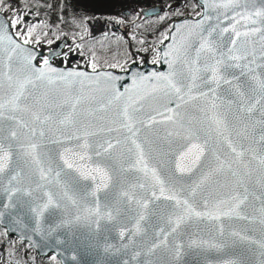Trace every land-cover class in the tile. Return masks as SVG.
<instances>
[{
	"label": "water",
	"instance_id": "water-1",
	"mask_svg": "<svg viewBox=\"0 0 264 264\" xmlns=\"http://www.w3.org/2000/svg\"><path fill=\"white\" fill-rule=\"evenodd\" d=\"M197 2L201 6L200 15L186 16L172 22L167 37L157 47V62H144L142 65L133 62L123 70H90L84 66L56 64L53 58L62 53L68 44L67 39H61L45 50L25 43L16 37L8 18L0 11V97L7 104L16 81L29 78L37 85L35 89L31 84L27 85L34 95L43 97L46 94L48 98L60 102L82 97V103L77 109V118L89 125V132L97 133L89 137L93 148L105 138L120 135L105 130L112 126L110 121L116 109L139 101V104L143 105V111L136 115L145 121L149 116H155L158 121L151 127L141 126V140L147 138L151 141L150 145L146 146L151 152L149 164H158L157 170L163 178L171 179L178 187L187 189L202 174L208 172L209 165L215 166L214 152L218 151L221 159L227 158L229 162L235 160L232 168L238 175H233L227 169L222 174L213 173L210 179L197 189L195 199L200 201L208 198L215 203L229 199L233 194L246 196L240 212L241 216L247 218L235 215L220 220L194 217L182 223L177 233L168 237L167 244H160L164 233H160L159 229L164 228L167 232L170 228L166 217L172 202L161 198L149 203L147 210L140 209L134 202L124 204L126 198L120 195L121 191L127 190L130 183L142 180V174L122 170L128 163V156L123 154V145L114 150L111 158L96 156L93 152V161L110 165L109 171L113 176L109 186L100 188L98 192L95 191L96 181L84 179L71 169L65 168L58 182L51 178L39 180L37 165L32 162L30 156H21V144L37 143L39 147L36 151L40 154L42 166L47 168L51 164L56 168L57 165L62 166L61 155L65 149L80 151L76 146L82 141L70 139L75 128L61 124L59 120L54 124L42 126L45 130L43 137L38 134L39 126L37 134L32 136L15 120L9 119L12 115L24 120L29 117L24 113H11L6 107L4 118L0 120V140L6 149L11 145L13 158L10 170L5 172L0 183V228L4 229L7 237H16L28 243L40 257L54 255L59 264H264V248L261 247L264 243V226L260 223L261 202L264 200L259 163V157L264 154V142L260 140L261 129L264 128L261 123L264 121L261 105L246 96L243 108L238 112V105L232 101H238L240 98L234 91L231 96L224 92L228 85H222L220 89L219 103L222 107L216 110L209 108L204 97L185 104L176 101L175 96L169 97L156 90L159 86L156 77L170 75L173 70L186 71L175 57L182 56L185 43L190 41L195 44L199 40V34L207 36L211 32L212 38H218L222 46H230L229 41L235 39L233 28L243 33L264 27V17L254 15L257 11H264V0H239V3L228 6H225L227 0ZM159 11V6H149L142 10V15L148 17ZM123 13L128 14V10ZM249 16L251 20L247 19ZM252 20H255V23H252ZM222 29L228 31L221 33ZM259 36L260 33L256 32L248 37L241 36L237 40L238 47L246 41L245 46L249 51H255L256 63L251 67L255 69L256 75L264 73V68L258 66L262 63ZM42 57L47 64L45 61L37 62V59ZM49 69L56 71L51 72ZM35 70L44 72L52 82L36 80L38 73ZM230 71L237 75L240 73V69ZM69 73L83 75L70 76ZM251 75L252 73H248L240 76V82H251ZM9 76L13 78L12 81H9ZM202 90L208 91V88ZM244 90L247 92V89ZM199 91L201 89H195L194 95H198ZM117 96L119 100L115 99ZM258 98L257 96L256 99ZM169 99L175 102L168 103ZM109 101L112 103L109 104ZM177 102L182 104L179 109H176ZM249 104L254 105L250 113L244 111ZM165 105L176 109L180 114L179 123L173 124L167 120L173 113L167 111ZM201 108L208 109L207 113L201 111ZM84 109H90L93 115H88ZM56 111L61 112L60 109ZM160 111L165 113L164 116L159 115ZM217 113L227 120L228 133L236 142L238 150L244 152L243 157L228 155L227 145L223 143V138L217 133V126L212 120ZM13 131L18 133V138L11 137ZM189 133L199 138L198 143L204 144V141H207L202 157L204 167L193 173H180L175 169V165L179 154L188 143L186 136ZM120 138L124 139L123 136ZM128 146L131 147L130 144ZM16 172L21 173L20 182L12 181V186L20 188L21 191L9 201L8 182ZM37 181L43 185L42 188L37 187ZM65 190L68 192L67 197L64 195ZM28 191H31L32 195H28ZM48 191L52 193L53 200L59 207L50 206L43 217H37L33 209L47 202L45 193ZM135 191L139 193L143 190ZM97 204L100 207V217L95 215ZM114 206L121 207L122 211L119 214L113 212V219L109 220L106 212ZM222 207L226 209L228 205ZM140 211L146 214L147 218L142 223L147 225V231L137 234L129 241L128 230L132 229L136 214ZM122 230L125 231L124 237L120 236ZM154 243L159 246L153 249ZM177 244L182 245L179 250Z\"/></svg>",
	"mask_w": 264,
	"mask_h": 264
},
{
	"label": "snow or ice",
	"instance_id": "snow-or-ice-1",
	"mask_svg": "<svg viewBox=\"0 0 264 264\" xmlns=\"http://www.w3.org/2000/svg\"><path fill=\"white\" fill-rule=\"evenodd\" d=\"M239 3V0H227L225 6ZM255 16L264 17V11H257ZM235 19V18H234ZM251 20V16L247 17ZM239 21H237L238 23ZM255 23V20H252ZM228 29H222L221 33L227 32ZM235 39L229 41L230 46H222L220 40L213 39L211 32L207 36L202 33L199 34V40L193 44L192 42L185 43L183 45L182 56L177 55L176 60H179L186 71H176L170 75H163L156 77L159 82V86L156 90L163 92L165 95L171 97L175 96L176 101H181L187 104L191 100L204 97L206 104L211 110H216L222 107L219 103L221 100L220 89L222 85H228L229 87L224 89V92L229 96L235 92V95L240 99L238 101H232L238 105L237 111L239 112L243 108L244 98L247 96L249 100H255L256 104L261 105V113L264 115V73L259 75L255 74V69L251 67L256 63V53L254 50L249 51L245 46L246 41L240 47L237 46V40L241 36L248 37L252 33L259 32V40L261 43L260 60L261 64L258 66L264 68V27L252 29L251 32H239L233 28ZM2 39V37H0ZM27 43V41H25ZM194 53V55L192 54ZM167 55V54H165ZM251 57V59H250ZM244 61L246 63H241ZM47 64V61H45ZM171 67V65H170ZM231 69H240L239 75L231 72ZM38 74L36 80L51 81L50 77H46L45 73L40 70H35ZM51 72H55V69H49ZM252 73L251 82L241 83L240 76ZM68 75H83L82 73H69ZM12 77L9 76V81H12ZM31 84L33 89L37 87L36 83L32 79H26L23 81L17 80L15 83L14 91L12 92L7 104L0 97V120L4 118L5 108L11 113H24L29 119H17L16 116H9V119L15 120L16 123L22 128L27 129L28 133L32 136L38 134L40 137L45 135V130L42 126L54 124L57 120L59 123L71 125L75 128V131L71 133L70 139L82 141L76 147L81 149L76 151L73 148H66L61 155L62 166L57 165L53 168L51 164L47 168L42 166L40 154L36 151L39 145L35 142L20 145L21 156H30L33 163L38 167L39 180L54 179L57 182L64 169L74 170L80 177L84 179H91L96 181L95 191H99L100 188H107L113 180V176L109 171L110 165L96 163L93 161V152L96 156H107L111 158L113 152L118 146L123 145V154L128 156V163L126 168L122 170L135 171L142 174V180L138 179L134 183H130L127 190L121 191L120 195L124 198V204L136 203L140 209L147 210L149 203L160 200L161 198L171 201L170 211L167 213V223L170 228L165 232L164 228H160L159 232L164 233L160 239V244H167L168 237L177 233L182 223H185L192 218L207 219V220H220L223 217H232L233 215L240 218H247L241 216L240 208L244 203L245 197H241L239 194H233L229 199H223L218 202H211L208 198H203L200 201L195 199L197 195V189L201 185L205 184L213 173H224L227 169L232 172L233 175L238 173L233 170V160L229 162L227 158L221 159V154L217 151L213 153L215 166L209 165L208 172L202 174L198 180H195L187 189L183 186L178 187L171 179L163 178L158 169V164L150 165L151 152L147 149V145H150L151 141L147 138L141 140V131L143 127H151L152 124L157 123L155 116H149L148 120L140 119L136 113L143 111V105L139 104V101L126 104L122 109L117 108L113 119L110 121L112 126L105 130L109 133L116 132L119 136L105 138L102 142H98L93 148V144L90 142L89 137L97 135L95 132H89L87 129L88 124H85L82 120L77 118V109L82 103V97H76L72 100H64L63 102L55 99L48 98L45 94L43 97L34 95V93L28 89L27 85ZM2 87V84H0ZM207 87L208 91L202 89ZM201 89L198 95H194L195 89ZM247 89V92L244 90ZM259 97L256 99V97ZM119 100V96L115 98ZM175 101L169 99L168 103ZM112 101H109L111 104ZM138 105V106H137ZM169 112H172V116H168L167 120L173 124L179 123L180 114L176 111L182 107V104L177 102L176 109L168 108L164 106ZM107 105L105 106V109ZM254 105L244 109V111L250 113L253 111ZM56 109H60L58 113ZM201 111L207 113L208 109L201 108ZM88 115H93L90 109H84ZM164 112L160 111L159 115L164 116ZM103 119V117H101ZM213 123L217 126V133L223 138V143L227 145L229 150L228 155L235 154V157H243L244 152L239 151L236 142L232 136L228 133L229 125L227 120L222 118L218 113L212 117ZM163 122V121H160ZM264 124V121H261ZM172 135V133H169ZM179 135V133H177ZM120 136H123L122 140ZM13 139L18 138V133L13 131L11 133ZM188 143L184 146L183 151L178 156V162L175 165V169L180 173H193L198 169L204 167L202 163V157H204V144L198 143V137L189 133L186 136ZM261 142H264V128L261 129ZM131 145L129 147L128 145ZM264 153V149H262ZM12 151L11 145L6 149L5 144L0 140V183L6 171L10 170L12 163ZM255 158V156L253 157ZM242 162V161H241ZM260 168V181L264 186V154L259 157ZM51 174V177H50ZM251 175V173H248ZM21 173L16 172L11 175L8 182V199L11 201L12 196L21 191L18 187L12 186V181L20 182ZM37 187L42 188L43 185L37 181ZM135 189H142V192H137ZM247 191V189H245ZM28 195H32L31 191L27 192ZM95 195V192L93 193ZM47 202L39 205L33 211L36 212L37 217H43L45 211L50 206L59 207V204L55 203L50 191L46 192ZM64 195L67 197L68 192L65 190ZM71 199V197H68ZM74 202V201H73ZM119 204V202H117ZM222 205H228L225 209ZM122 208L114 206L106 212V216L109 220L113 219V212L119 214ZM2 215V214H0ZM95 215L100 217L99 204L95 206ZM260 223L264 226V200L261 202L260 208ZM146 214L144 211H140L136 214V218L133 223L132 229H129L130 235L129 241L133 240L137 234L147 231V225L142 222L146 220ZM97 224L99 220L96 221ZM221 234L223 233V226L220 227ZM120 236H125V231L120 232ZM159 244L154 243L152 248L158 247ZM179 250L182 245H176ZM264 248V243L261 244Z\"/></svg>",
	"mask_w": 264,
	"mask_h": 264
},
{
	"label": "trees",
	"instance_id": "trees-1",
	"mask_svg": "<svg viewBox=\"0 0 264 264\" xmlns=\"http://www.w3.org/2000/svg\"><path fill=\"white\" fill-rule=\"evenodd\" d=\"M158 5L165 13L159 23L150 24L155 18L148 16L129 26L126 35L120 31L92 33L89 21L98 16H124L125 10L135 15L142 8ZM16 10L17 17L7 15L14 34L22 41L40 49H47L61 39L82 48L86 58L92 55L90 46L102 50L94 61L84 62L89 68L124 69L137 62H154L158 59V45L167 37L171 23L185 16L196 17L201 12L197 0H0V11ZM7 14V13H6ZM28 25L32 29L27 32ZM107 45V46H106ZM93 59V55L90 57ZM44 62V58L38 59ZM94 63V62H92ZM71 64V62H67ZM0 264H59L49 254L38 256L31 246L16 237H7L0 228Z\"/></svg>",
	"mask_w": 264,
	"mask_h": 264
},
{
	"label": "rangeland",
	"instance_id": "rangeland-1",
	"mask_svg": "<svg viewBox=\"0 0 264 264\" xmlns=\"http://www.w3.org/2000/svg\"><path fill=\"white\" fill-rule=\"evenodd\" d=\"M147 8V7H145ZM144 8L140 9L139 11L136 12L135 15H131L130 13L125 14L124 16L119 15L118 17H104V16H98L94 17L89 21V26L91 27L92 33H109L110 31L116 32L120 31L123 35H126L127 32L129 31V26L132 23L138 22L140 18H142V10ZM2 12V11H1ZM5 16L7 15H13L15 18L17 17V11L16 10H9L6 13L3 12ZM165 13L160 9V12L156 15H154L155 18H152L149 22L150 24H156L161 21V19L165 18ZM179 19V18H178ZM9 20V19H8ZM10 22V21H9ZM11 25V24H10ZM12 27V26H11ZM170 29V28H169ZM168 29V30H169ZM32 29L31 25H28V29L26 30L27 32H30ZM38 45L35 44V47ZM107 46V45H106ZM38 48V47H37ZM89 49L92 52L93 59H90L89 56L86 58L85 54L82 51V48L76 44H69L64 49L62 50V53L56 57L53 58V62L59 65H74V66H84L88 69H93L89 68L90 66L86 65L84 62L91 63L92 67L96 65V62L94 61L101 55L102 50H98L97 45L90 46ZM101 51V52H100ZM38 63H41L40 60H37ZM67 62H71V64H67ZM94 62V63H92Z\"/></svg>",
	"mask_w": 264,
	"mask_h": 264
},
{
	"label": "flooded vegetation",
	"instance_id": "flooded-vegetation-1",
	"mask_svg": "<svg viewBox=\"0 0 264 264\" xmlns=\"http://www.w3.org/2000/svg\"><path fill=\"white\" fill-rule=\"evenodd\" d=\"M155 62V61H154ZM142 64V63H141ZM141 64H139V65H141ZM126 67H127V65H126ZM126 67L124 68V69H126ZM120 70H123V69H120Z\"/></svg>",
	"mask_w": 264,
	"mask_h": 264
}]
</instances>
